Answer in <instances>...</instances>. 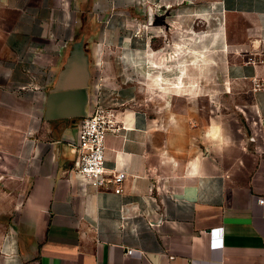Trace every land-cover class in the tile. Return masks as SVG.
I'll return each instance as SVG.
<instances>
[{"label": "crops", "instance_id": "1", "mask_svg": "<svg viewBox=\"0 0 264 264\" xmlns=\"http://www.w3.org/2000/svg\"><path fill=\"white\" fill-rule=\"evenodd\" d=\"M76 41L120 193L45 118ZM262 80L264 0H0V264H264Z\"/></svg>", "mask_w": 264, "mask_h": 264}, {"label": "built area", "instance_id": "2", "mask_svg": "<svg viewBox=\"0 0 264 264\" xmlns=\"http://www.w3.org/2000/svg\"><path fill=\"white\" fill-rule=\"evenodd\" d=\"M257 88L264 87V80L256 83ZM253 124V123H252ZM116 113L101 103L98 94L90 96L87 101L85 115L80 117L77 140L73 146L76 153V172L86 184L97 189L111 188L120 193L127 176L125 170L105 172V139L106 135L116 132ZM252 136L261 139V129L257 124L252 125ZM260 203L263 199L258 200ZM132 250L128 249L126 255Z\"/></svg>", "mask_w": 264, "mask_h": 264}, {"label": "water", "instance_id": "3", "mask_svg": "<svg viewBox=\"0 0 264 264\" xmlns=\"http://www.w3.org/2000/svg\"><path fill=\"white\" fill-rule=\"evenodd\" d=\"M90 78L88 57L82 41L74 42L46 100L47 120L80 118L85 115Z\"/></svg>", "mask_w": 264, "mask_h": 264}]
</instances>
